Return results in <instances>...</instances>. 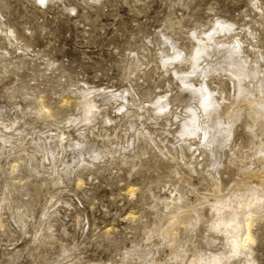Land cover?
<instances>
[{
    "label": "rangeland",
    "instance_id": "374dc122",
    "mask_svg": "<svg viewBox=\"0 0 264 264\" xmlns=\"http://www.w3.org/2000/svg\"><path fill=\"white\" fill-rule=\"evenodd\" d=\"M215 20L228 30L189 67L191 43L217 27ZM0 22L27 46L16 50L0 35V128L17 117L16 133L24 138L0 150V198L10 197L8 207L0 202V264H118L133 246L138 256L128 264H181L169 259L173 244L186 242L185 256L221 249L204 230L213 211L208 195L256 183L249 152L264 133V0H0ZM177 49L185 60L162 65L161 57ZM205 52L210 56L202 63ZM232 80L239 82L237 94ZM205 87L221 93L208 96L216 100L207 105L210 133L201 159L192 157L198 143L181 146L179 139L188 109H195L190 90ZM89 94L88 104L105 107L93 122L75 106ZM42 105L43 116L36 112ZM103 114L113 120L100 123ZM92 125L97 129L75 144V128ZM60 130L71 136L56 154L52 137ZM144 130L153 132L151 141ZM106 131L116 133L107 143L111 153L97 135ZM181 152L198 173L186 171ZM38 161V173L29 170ZM258 217L252 255L264 264V218ZM154 225L162 227L153 232ZM175 229L177 242L167 247L164 234Z\"/></svg>",
    "mask_w": 264,
    "mask_h": 264
},
{
    "label": "bare ground",
    "instance_id": "6f19581e",
    "mask_svg": "<svg viewBox=\"0 0 264 264\" xmlns=\"http://www.w3.org/2000/svg\"><path fill=\"white\" fill-rule=\"evenodd\" d=\"M40 4L45 5L46 0H37ZM53 1V0H49ZM57 1V0H56ZM215 25L217 27L209 29L208 31L204 32V36L200 40H195L193 43H191L192 46H194V52L191 55L190 58H187V61L191 60V64H189V67H192L193 59L196 58L198 55H200L204 51V45H215L217 42L218 34L221 32H225L228 30V24L221 23L218 20H215ZM225 34V33H224ZM223 34V35H224ZM0 35L4 36L7 40L8 43L11 47L15 48L16 50H20L21 52H24L27 49V46L24 44H21L18 42V39L15 37L13 30L5 27L1 22H0ZM235 49L236 48L235 46ZM229 54L231 55L232 52L234 51V47L232 46L229 50ZM4 54L8 53V50H3ZM181 56V50L177 49L171 56H162L160 61L162 65H166L167 63H173L177 61V63H181L185 59H180ZM210 56L209 52H205L202 55L201 62L204 63L206 59ZM245 55H243L244 57ZM2 57V55H1ZM239 62H236L235 65H238ZM173 74H176L175 71H172ZM192 74L188 73L186 77H180L179 81L180 83L185 84L187 79L190 78ZM233 77V75H231ZM232 85L234 88L233 94H237L235 91V85H239V82L236 80H232ZM189 90V89H188ZM186 90H182V93H185ZM191 94L196 97V101L194 102L195 104V109L189 108L188 110L190 111V116L186 119L184 122V128L185 131L183 133V136L179 139V145H185L188 147V143L190 141H193V143H198L199 148H196L197 153H192V157L194 158H204V155L206 153L203 141L206 138V136H209L210 133V128L206 125V120L208 117L207 114V105L212 104L216 98H214L213 101L208 100V96H213V95H219L221 92L217 90L216 88L209 89L205 87L204 89H198L195 88L194 90H190ZM253 91L255 93L259 92V87L254 84L253 86ZM128 92V90L122 91L119 96L120 99H124V93ZM169 95V92L166 94L156 97L155 100H153V104H158L159 101L163 98H167ZM91 94L83 98L81 101L78 102L77 105H75L78 109H80L82 112L87 113L86 115V121L87 122H93L98 119V115L100 114V110L104 109L105 107L103 105H95V102H91L88 104V102L91 100ZM44 104V103H43ZM75 104V103H74ZM88 105V108L86 106ZM199 105V106H198ZM217 105V108L219 111H222V108H220L219 101L215 103ZM29 107V105H28ZM39 107V106H38ZM160 107V108H159ZM158 111L156 112V115L160 116L162 114V106H159ZM33 108V107H32ZM45 106L42 105L38 112L40 115H45ZM37 108H35L36 110ZM187 109V108H186ZM185 109V111H186ZM31 110V108H30ZM24 113V112H23ZM22 113V115H24ZM125 116H132L133 114L130 112V110H125ZM173 112L168 111L166 115V120L168 121V118L170 119V115ZM50 114V113H49ZM251 117V114H250ZM256 119L257 124L261 123V119L258 117H253ZM70 119V118H69ZM65 119L66 123H68L70 120ZM113 118L107 116V115H101L99 118L100 123L107 124L111 122ZM58 120H55V127L59 128L57 124ZM64 122V121H63ZM19 123V119L17 117L11 119V121L8 124H3L0 128V150H2V146L5 143H10L12 139L18 140L24 144V138L20 137L21 134H17L16 131L18 129L15 128L16 124ZM65 124V123H64ZM67 125V124H66ZM68 127V126H67ZM15 128V129H14ZM90 128H96V126L92 125L89 128H75V130L80 131L79 132V137H77L75 144L79 143V140H84L87 137L86 133H90L91 129ZM86 130L85 132L83 130ZM106 130L108 128H105ZM13 130V131H12ZM259 128H256L255 131H258ZM12 131V132H11ZM99 135L102 141L106 142L105 148L108 153H111L113 151V148L110 147L107 143L112 141L116 137V133L113 131L112 133H100L97 134ZM141 135L144 136L146 139L149 141L152 140L153 132L149 131H143L141 132ZM69 131H63L60 130L59 132L55 133V135L52 137L53 143H55V153L60 154L62 148L65 145L66 139L70 138ZM106 137V138H103ZM28 139V138H27ZM186 139V140H184ZM259 144L255 147V149L252 152H249L251 157L253 158L254 162L252 166L254 165V168L256 167L257 170H251L250 175H255L254 180L256 181L255 184L249 185L248 188L239 190L237 192L231 191L224 195L223 197H218L214 195H208V197L212 198V204L210 205V209H213L211 211V215L209 219L203 220V215L200 213L199 214V219L203 220V223H205V232L208 233L211 237H214L215 240H220L221 241V249H216L213 253H210L206 250H200V251H193L189 253L187 256L184 254L186 253V242L183 243H178V244H173L177 242L171 238H176L178 236V231L175 229L173 232L168 233L165 232V236H168L169 239L167 241V247L174 246L172 249V252L169 255V259H174L176 260V263H181V264H256L255 258L252 255L253 253V248L252 245H255V236L253 233L254 225L256 221V218L261 216V218H264V200H263V195L262 192H264V171H260V165L264 163V133L263 135H260V140ZM20 144V143H18ZM23 147L25 145H22ZM21 147H19L20 149ZM25 148V147H24ZM43 149H45L43 147ZM27 150V148L25 149ZM24 151V150H23ZM26 154L29 156H34L33 151H26ZM180 155L183 156L185 159L183 161V164L185 165V169L187 172L192 171L195 173H198L197 167L194 166L196 162L193 159H186L187 156L183 152L180 153ZM179 155V157H180ZM21 157V156H20ZM20 157H17V160L20 159ZM43 159L47 158L46 153L42 156ZM22 159V158H21ZM20 162V161H19ZM17 163V162H16ZM15 163V164H16ZM19 164V163H18ZM13 165V164H12ZM17 164L13 167L16 168ZM42 166V162L38 161L29 166V170H33L34 173H38V168ZM11 167V166H10ZM18 167V166H17ZM213 177V176H212ZM214 179V177H213ZM209 182V181H208ZM211 182V181H210ZM6 189V188H5ZM9 190V189H8ZM8 192V191H7ZM5 194V191H4ZM7 196V195H5ZM8 198L10 197H3L0 198V202H6V206L8 207L9 205L7 204ZM11 200V199H10ZM170 203L174 201V198H168ZM13 202V201H12ZM11 203V202H10ZM9 203V204H10ZM3 204V205H5ZM12 204V203H11ZM2 205V207H4ZM16 205V203H15ZM1 206V204H0ZM14 206V205H12ZM17 206V205H16ZM1 207V208H2ZM16 208V207H15ZM19 207L15 210H17ZM21 208V207H20ZM19 208V209H20ZM195 213L198 212V209H193ZM200 212V211H199ZM198 212V213H199ZM258 217V218H259ZM188 221V220H187ZM186 221V222H187ZM186 222H182V226L185 225V228H187ZM0 226L2 227V223L0 222ZM23 227V226H22ZM162 225H154L152 231L157 232ZM49 233L46 231L43 232L42 235L39 236L40 239H45V237L48 236ZM256 234V233H255ZM259 236V234H258ZM262 236V235H261ZM260 236V237H261ZM257 238V237H256ZM259 238V237H258ZM190 239L186 240L189 241ZM259 240V239H257ZM256 240V241H257ZM185 241V240H184ZM179 242V241H178ZM134 247V246H133ZM127 249L125 252L126 256H123L118 264H128L127 260H132L136 258L138 255L136 253V250L134 248ZM255 247V246H254ZM141 251V250H140ZM170 252V251H169ZM189 252V251H188ZM168 256H166L167 258ZM164 258V257H163ZM165 258V259H166ZM167 260V259H166ZM165 264H168L169 262ZM178 260V261H177ZM162 262V261H161ZM164 262V261H163ZM171 263V262H170ZM174 263V262H172ZM67 264V263H66ZM72 264V262L70 263ZM164 264V263H161Z\"/></svg>",
    "mask_w": 264,
    "mask_h": 264
},
{
    "label": "snow or ice",
    "instance_id": "6c2138e0",
    "mask_svg": "<svg viewBox=\"0 0 264 264\" xmlns=\"http://www.w3.org/2000/svg\"><path fill=\"white\" fill-rule=\"evenodd\" d=\"M41 2H43V0H41Z\"/></svg>",
    "mask_w": 264,
    "mask_h": 264
}]
</instances>
